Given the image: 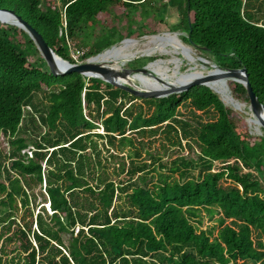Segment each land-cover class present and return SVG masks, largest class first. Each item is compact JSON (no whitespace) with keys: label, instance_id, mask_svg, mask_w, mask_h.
Returning <instances> with one entry per match:
<instances>
[{"label":"trees","instance_id":"1","mask_svg":"<svg viewBox=\"0 0 264 264\" xmlns=\"http://www.w3.org/2000/svg\"><path fill=\"white\" fill-rule=\"evenodd\" d=\"M155 4L0 0V10L75 64L68 42L79 40L84 62L141 30L150 33L148 17L162 22L164 9L175 8L181 41L221 69H244L264 109V0ZM117 8L130 34L115 26L97 32L101 17ZM228 86L249 104L241 83ZM182 106L190 107L193 123L180 117ZM2 140L0 264H264V135L252 136L204 85L138 98L99 78L55 76L25 30L0 23ZM158 141L164 154L195 150L197 162L176 157L168 165L169 175L177 173L172 180L156 173L162 158L149 152ZM29 147L30 156L23 152ZM202 214L217 217L216 226L199 230Z\"/></svg>","mask_w":264,"mask_h":264},{"label":"rangeland","instance_id":"2","mask_svg":"<svg viewBox=\"0 0 264 264\" xmlns=\"http://www.w3.org/2000/svg\"><path fill=\"white\" fill-rule=\"evenodd\" d=\"M155 1H156L155 7L157 9L158 8H161V5L162 4H165L167 2V0H155ZM56 4L57 5H60V0H56ZM121 15H122V13H121L120 9H118V8L116 10L115 9H112V11H110L109 13L103 15L101 17V20H100L101 24H99L98 27H97V32L99 30V27L109 28V27L115 26L117 28V30L122 35L128 36L130 34V32L128 30L124 29L125 26H126V24H125L126 22H124L121 19ZM259 16H261V14H259ZM162 17H163V21L162 22L159 21L158 18L157 19L156 18L154 19V17H152V15H150V17H148V20L145 22V25H146L145 28L150 33L146 32L145 30H141V31H139L138 35H134V36H131L130 38H126V39H130L129 42H136V44H134V46L131 43L127 47L128 53H129V51L131 53H136L133 56V58H130V60H126V61H117L115 63L108 62L109 66H112V67L115 66L114 68H116L118 70H123V69L134 70V69L147 68V73L146 74H143V75L146 78L149 79V82L150 83L157 82L161 86H165L166 84H172V83L176 82L178 75L184 74L187 71H189V68L191 67L192 62L188 63L189 61L187 60L186 55L181 50L180 51L178 50L177 54H175L174 51L176 50V48L174 46H172L170 44H165L164 45L165 47H163V45L160 46L159 43H153L151 41V38L153 36H160V35H163L165 33H168V34H171V35L177 34L178 35L177 37H178L179 41L181 42V44L184 47L188 48L190 50V52L197 59H205V60L209 61V64L210 65L215 64V63L218 64V62H217L216 59H213L211 56H209L207 54L201 53L200 51L196 50L195 48H192L191 46H188V45L184 44L181 41L180 35H182V34L179 31H176L174 29V26L179 21V16H178V13H177V11H176L175 8L166 7V9H164V11H163V16ZM261 18H262V20H264V17H261ZM135 27L138 28V25L135 26ZM82 35H84V34H82ZM78 41L79 40L76 39L74 43H76L77 45H79L78 44ZM121 44H122L121 41H119V42L115 43L112 46L113 47H118ZM123 44H125V42ZM104 51H102L101 53H103ZM137 59L138 60L140 59L141 66L134 68L130 64H132V62L134 60H137ZM84 62L78 60L77 61V64H81V63H84ZM117 65H119V66H117ZM198 66L201 68V64L200 63H198ZM199 67H195L194 69L192 68V71L193 72H197L198 70H201ZM205 67L206 68H203L202 71L206 75H207V73L209 74L213 70V68L211 66H209V65H206ZM156 75H157V77H156ZM156 78L160 79L161 81H158ZM119 80L126 81L124 78H119ZM129 80H131V82L134 85H136L140 90H146V85L147 84L144 85L141 82H138V81L134 80L133 78H131V76L129 77ZM228 81L229 80H227V84H228ZM228 88H229V86H228ZM216 95L221 100L220 96L218 94H216ZM41 97H42L41 94H37L35 96V101L36 102L42 101L44 103L45 101L42 100ZM132 103L136 107H138V106H142L143 107L144 106L143 105V102L141 100H139V99L134 100ZM244 105H245V107L243 109H241V111L235 110L231 105H225V106L228 107V108H230V109H232V110H234L240 116L242 115L241 117H242L243 121L245 122V124H246V126L248 128L249 133L252 136H263L264 135V130H263L262 127H260V125H258V126L260 128L261 135H258V133L256 131H254L255 130L254 127L249 125V123H248V117H249V114L252 113V112L249 109V104L248 103H244ZM26 110H28V109H26ZM179 112L181 113V116L180 117L185 118V119H187V120H189L190 122L193 123V117H192V114H191L190 107H188V106H182L179 109ZM196 114L199 115L200 113L199 112H196ZM245 115L247 116V118H246ZM97 130H99L100 133H101V129L100 128H98ZM6 144H7L6 140H2L0 142V148L1 149L2 148H7V145ZM99 144H102V143L99 142ZM159 144H160V141L156 142L153 145V147H152V149H151V151L149 153H151V154H155V153L159 154L157 156H160L162 158L161 164L163 165L164 168H160V166H158L157 164H155L154 165V170H155L156 173H161L163 175H167L168 174L170 180H172L173 178H176L177 177V173H173L172 175H169V173H171V172L168 170V165L176 157H178V156H183V157L186 156L187 158H191V159H193V160L196 161V158L197 157H196V151L195 150L192 153L191 152L189 153V150L187 148H185V149H183V150L180 151L177 148L172 147V149H169L164 154V151L161 149V147L159 146ZM182 144H184V142ZM31 151H32V147H29L26 150H24L23 152L25 154H27L28 156H30V152ZM146 163L149 164L150 163V160H146ZM113 165H118V164H116L114 162L113 163L111 162V166H113ZM113 178H115V177H113ZM117 178L118 179L123 178V174H119ZM3 179L4 178L2 177L0 180H3ZM225 184H226V182H224V185ZM38 200H40V199H38ZM216 218L217 217H214L213 219H209L208 216H206L205 214H202V216L200 218L201 223L198 224V229L199 230H207V229L211 228L212 226H216V223H215L216 222L215 221Z\"/></svg>","mask_w":264,"mask_h":264},{"label":"water","instance_id":"3","mask_svg":"<svg viewBox=\"0 0 264 264\" xmlns=\"http://www.w3.org/2000/svg\"><path fill=\"white\" fill-rule=\"evenodd\" d=\"M1 14H5L14 19V23L11 25L16 26L25 30L28 35L32 38L35 42L38 50L40 51L43 59L45 60L46 64L48 65L49 69L51 70L52 74L57 75H65L72 72H76L82 74L87 77L99 78L102 81L120 88L131 95L138 97V98H160L167 96L173 93H180L192 86L195 85H204L211 89V87L206 83L208 80L213 79L216 77L215 75H208L204 78H197L191 82L186 83L185 85L179 88H171L168 91H158V90H140L136 85H134L130 80L129 77L134 78L136 75H143L147 73V68L141 69H134V70H118L112 66H109L108 62H95L93 59L97 58L101 53L88 58L85 60L84 63L81 64H71L66 60L58 57L43 41L40 35H38L35 31H33L29 26H27L19 17H17L13 12L7 10H0ZM166 34V33H165ZM178 36L177 34H174ZM130 41V39H124L121 43ZM113 47V46H112ZM110 47L109 49H112ZM107 49V50H109ZM105 50L104 52H106ZM206 65L211 66L212 68H217L220 70V76L227 78V80H232L235 82L241 83L247 91L249 97V109L253 113V115L259 119V124L264 130V109L263 106L259 103L257 97L253 93L251 86L248 82L247 75L244 69H228L224 70L217 65L209 64V61L203 59ZM119 78H124L126 81L119 80ZM158 81L160 79L156 78ZM139 82V81H138ZM212 90V89H211ZM213 91V90H212ZM221 102L225 105V103L221 100Z\"/></svg>","mask_w":264,"mask_h":264},{"label":"bare ground","instance_id":"4","mask_svg":"<svg viewBox=\"0 0 264 264\" xmlns=\"http://www.w3.org/2000/svg\"><path fill=\"white\" fill-rule=\"evenodd\" d=\"M0 23L3 24H12L14 23V19L5 15V14H1L0 13ZM149 38V37H148ZM146 40V39H145ZM151 41L153 43H159V45H163V47H165V44H170L172 46H174L176 48V50L174 51L175 54H177L178 50L183 51V53L186 55L187 60L189 61L188 63L192 62L191 67L189 68V71H187L184 74H180L177 76V81L172 83V84H166L165 86H161L159 85L157 82H149V79L146 78L144 75H136L134 76V80L141 82L142 84L146 85V88L148 90L153 89L154 87H158V88H179L183 85H185L188 82L193 81L194 79L197 78H204L208 75H215L216 77H214L213 79L208 80L206 83L211 87V89L220 96L221 100L225 103V105H231L235 110L237 111H241V109H243L245 107L244 103H241L237 100H235L232 96L231 93L229 91L228 88V84L225 85L221 84V82L219 81V75L221 74L220 70H218L217 68H213V70L207 75L203 73L202 69L206 68V64L203 61V59H197L188 48L184 47L181 42L179 41L178 37L176 35H171V34H163L160 36H153L151 38ZM124 43V42H123ZM122 43V44H123ZM136 44V42H129L126 41L125 44H121L118 47H113L112 49L107 50L106 52L101 53V55H99L97 58L93 59L95 62H117V61H126V60H130V58H133V56L136 53H131L129 51H127V47L129 44ZM148 44V43H147ZM146 44V45H147ZM152 45V44H151ZM136 46V45H135ZM141 46V45H140ZM170 49V48H169ZM132 50V49H131ZM172 51V50H171ZM152 53V52H151ZM159 53V52H158ZM154 54V53H153ZM145 56V55H144ZM153 56V55H152ZM141 57V56H140ZM136 59V58H135ZM182 62V61H181ZM195 62V63H194ZM112 63V64H113ZM194 63V64H193ZM197 63V64H196ZM198 63L201 64V68L198 66ZM121 64V63H120ZM172 64V63H171ZM179 64V63H178ZM119 66V65H117ZM115 67V66H114ZM195 67H199L201 70H198L197 72H193L192 68L194 69ZM179 69V68H178ZM212 69V68H211ZM150 73V72H149ZM160 75V74H159ZM150 76V75H149ZM151 77V76H150ZM157 77V75H156ZM221 81H225V77H220ZM131 81V80H130ZM172 82V81H171ZM229 82V81H228ZM140 83V84H141ZM229 91V92H228ZM165 92V91H163ZM246 114V113H245ZM242 116V115H241ZM246 116V115H245ZM244 118V117H243ZM247 118V116H246ZM248 123L250 126L254 127V131H256L258 133V135H261V131L258 125L259 124V119H257L255 116H253L252 113L249 114L248 117ZM249 126V127H250ZM261 127V126H260ZM252 130V129H251Z\"/></svg>","mask_w":264,"mask_h":264},{"label":"built area","instance_id":"5","mask_svg":"<svg viewBox=\"0 0 264 264\" xmlns=\"http://www.w3.org/2000/svg\"><path fill=\"white\" fill-rule=\"evenodd\" d=\"M68 48H69V55L74 60L75 64H77V61L80 60L84 56L85 51L82 48H78L73 43L68 42Z\"/></svg>","mask_w":264,"mask_h":264},{"label":"crops","instance_id":"6","mask_svg":"<svg viewBox=\"0 0 264 264\" xmlns=\"http://www.w3.org/2000/svg\"><path fill=\"white\" fill-rule=\"evenodd\" d=\"M124 40V39H123ZM71 43H73V42H71ZM75 46H76V44L75 43H73ZM109 49V48H108Z\"/></svg>","mask_w":264,"mask_h":264}]
</instances>
